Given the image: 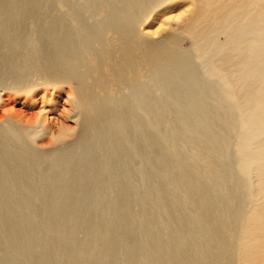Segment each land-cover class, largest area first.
Listing matches in <instances>:
<instances>
[{
	"label": "rangeland",
	"instance_id": "rangeland-1",
	"mask_svg": "<svg viewBox=\"0 0 264 264\" xmlns=\"http://www.w3.org/2000/svg\"><path fill=\"white\" fill-rule=\"evenodd\" d=\"M192 9L189 0H0V97L22 88L0 116L20 112L25 123L42 117L51 126V135L20 143L30 149L27 163L0 160V264H239L237 230L221 232V259L215 234L237 204L188 199L184 28ZM149 48L162 60L151 63ZM65 51L76 60L57 70ZM40 68L57 75L38 81ZM75 91L95 106L80 110L74 126ZM59 117L74 134L56 142ZM8 140L10 151L19 148Z\"/></svg>",
	"mask_w": 264,
	"mask_h": 264
},
{
	"label": "bare ground",
	"instance_id": "bare-ground-1",
	"mask_svg": "<svg viewBox=\"0 0 264 264\" xmlns=\"http://www.w3.org/2000/svg\"><path fill=\"white\" fill-rule=\"evenodd\" d=\"M189 1H192L193 9L184 28L185 33L190 38L189 60L186 65V89L188 94L185 129L189 166H194V168L186 179L187 192L190 196L188 199L189 201L193 199L197 201L236 203L238 209L235 206L233 210H237V215L232 210L231 217L226 220H219L217 230H215L217 232L215 234L219 236V239L217 238L219 240V258L223 257L228 247V242L220 237L221 232L237 230L236 236L238 239L240 238L241 243L239 264H264V0ZM213 1H218V3L214 4ZM11 39L13 40V38ZM12 40H9L10 43ZM37 42L39 43V40ZM52 54L55 55L53 52ZM147 54L153 64L162 60L161 56L163 54L160 55L159 51L154 48H149ZM72 57L67 51L56 55L55 58L58 60L56 69L69 66L71 61L74 60ZM51 71L40 68L36 70L33 76H38V81H43L50 77L53 78L57 73L52 68ZM38 72L42 73L39 74ZM35 87L37 86L34 85ZM21 89H18V86L6 88V95H3L5 97H0V105L5 107L12 104L17 105V101H14L10 95L18 94ZM26 89L28 91V88ZM26 89L24 88V91ZM69 100L70 104L74 105L76 112L72 116L69 114L67 116L75 126L82 115V109L95 106L93 103L95 98L83 91H75L69 95ZM99 107L100 110H95V114H102L107 106L102 101ZM14 113H11L12 115L6 119L1 117L4 114L0 116V124L2 122L6 124V128L0 130V144L4 143L3 146L6 147L3 150L0 145L2 148V151L0 150V160L5 158V162L8 159L10 164H13L14 161L22 162L24 155L29 154L30 149L20 146L21 142L26 141L24 139L34 141L40 138L39 140H41L48 134L51 135V126L44 119H41L42 117H39L40 119L36 125H32L30 121V123L27 121L25 123L21 120L20 112ZM64 114L66 115V113ZM98 115L96 117L100 120ZM104 117L107 118L106 115L101 116L102 119ZM57 121L61 124L63 133L59 135L60 138L58 136L56 142L62 140L63 136L72 138L74 128L70 129V126H65L60 117ZM92 122L94 123V121ZM50 123L52 124V122ZM95 130L92 129L91 131L95 132L93 136L102 139L99 131ZM4 138L18 142L19 148L13 150V146H11L12 151H10L7 147H10L7 141L6 143L2 141ZM48 145V142L42 145L38 144V146L36 145L38 148H36L44 149ZM17 156L20 158L22 156V160L20 161L19 157L14 159ZM10 159H13L12 162ZM26 159L24 158L23 161H26ZM4 162L0 161L3 166ZM24 164L22 163V166ZM14 166H16L15 163ZM210 205L206 206L210 207ZM227 207L223 208L224 213H229V207ZM204 216L203 218L206 220ZM209 220L211 221V218ZM200 221L202 220L200 219L198 224H200ZM212 228V231L216 229ZM211 230L210 235L213 234H211ZM210 235L206 237H211ZM191 237H194L193 233ZM188 238L190 237L188 236ZM214 238L213 241L217 240ZM204 242L208 241L204 240ZM201 258H203V255Z\"/></svg>",
	"mask_w": 264,
	"mask_h": 264
}]
</instances>
